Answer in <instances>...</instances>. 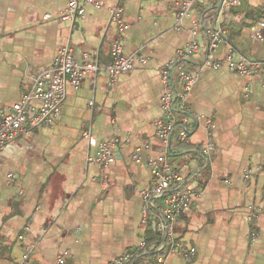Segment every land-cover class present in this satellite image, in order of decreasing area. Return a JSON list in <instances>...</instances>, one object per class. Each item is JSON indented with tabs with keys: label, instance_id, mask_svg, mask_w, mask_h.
<instances>
[{
	"label": "crops",
	"instance_id": "crops-1",
	"mask_svg": "<svg viewBox=\"0 0 264 264\" xmlns=\"http://www.w3.org/2000/svg\"><path fill=\"white\" fill-rule=\"evenodd\" d=\"M78 1L85 17L64 22L67 0H0V108L19 103L65 46L76 61L88 56L105 67L121 37L125 55L139 53L146 63L116 82L104 70L88 75L68 89L54 124L4 148L0 264H111L127 254L132 264H264V66L240 76L225 62L233 54L264 63V40L255 36L264 34V0L231 10L222 0H197L182 19L184 0ZM116 8L130 26L123 34L112 19ZM213 29L225 31L217 70L203 67ZM193 40L199 52L177 64L196 76L186 101L193 129L189 143L173 142L172 151L194 199L173 235L196 251L190 262L170 252L159 263L148 256L160 246L164 207L156 200L145 222L142 193L152 184L149 161L162 151L155 127L163 117L162 73ZM111 139L116 161L104 166L99 145ZM208 143L214 152L204 158ZM141 252L148 258L138 260Z\"/></svg>",
	"mask_w": 264,
	"mask_h": 264
},
{
	"label": "built area",
	"instance_id": "built-area-1",
	"mask_svg": "<svg viewBox=\"0 0 264 264\" xmlns=\"http://www.w3.org/2000/svg\"><path fill=\"white\" fill-rule=\"evenodd\" d=\"M196 1L184 0L181 2L180 19L187 15ZM86 3L99 6L95 0H86ZM241 5L242 0H222L221 2V7L227 10L239 8ZM122 12L121 8L112 11V19L119 25L120 34L130 28L123 22ZM85 14L86 10L78 0H67V7L60 15V20L74 22L84 18ZM50 18V15L46 16V19ZM261 26L264 27V20L261 22ZM255 36L264 40L262 32ZM208 38L209 50L203 67L217 70L222 67L223 63L216 59L214 52L224 42L225 31L222 29L210 30L208 31ZM121 40V37L114 40L112 61L105 67L100 66L97 60L90 61L88 56L83 63L78 62L75 60L70 46L62 48L51 67L41 68L38 71L32 88L19 103L10 108H0V155L4 148L34 129L54 124L61 114L68 89L78 90L88 75L104 70L111 76L112 81L116 82L119 76L134 71L137 63H146V60L139 53L125 55ZM199 50V43L193 40L185 49L178 52L177 60L167 64L161 78L163 84V117L155 122V127L162 142V151L158 157L149 161L152 184L148 190L142 193L145 222L149 214L153 212L156 200H159L164 207L163 216H159L160 221L158 223V231L162 241L156 251L158 254L156 259L159 263L165 259L163 254L170 252L181 253L190 262L196 251L194 248H185L181 243L176 242L173 235L174 222L179 215L191 210L194 194L181 186L184 179L175 167L172 148L173 142L183 145L190 141L193 128L186 101L196 83V76L191 71L181 67L177 69V64L179 61L191 59ZM225 62L230 70L240 76H251L259 72L264 66L262 62L244 58L236 60L233 54H228ZM116 148V139L101 143L97 160L104 166L113 164L116 161ZM213 152L214 145L208 143L202 151V156L209 158ZM140 154L139 150L134 155L135 161H141ZM141 249L149 253L146 242ZM133 261L134 256L127 254L111 264H132ZM59 264H64V260H60Z\"/></svg>",
	"mask_w": 264,
	"mask_h": 264
},
{
	"label": "trees",
	"instance_id": "trees-1",
	"mask_svg": "<svg viewBox=\"0 0 264 264\" xmlns=\"http://www.w3.org/2000/svg\"><path fill=\"white\" fill-rule=\"evenodd\" d=\"M182 63H180V65H181ZM157 237H158V242H159V245H161L162 244V241H161V238H160V234L157 232ZM148 244V243H147ZM139 255V256H138ZM137 256L139 257L138 258V260L139 259H145V258H150V260H155V258H156V256L158 255L157 253L156 254H152L151 256H145V255H143V253L141 252L140 254H138Z\"/></svg>",
	"mask_w": 264,
	"mask_h": 264
}]
</instances>
